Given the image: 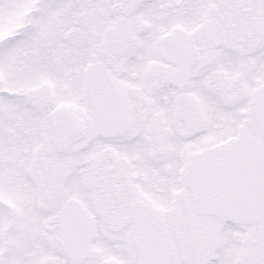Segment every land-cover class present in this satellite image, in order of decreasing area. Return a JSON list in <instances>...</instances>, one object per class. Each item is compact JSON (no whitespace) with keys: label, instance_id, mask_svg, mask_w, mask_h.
I'll list each match as a JSON object with an SVG mask.
<instances>
[{"label":"snow or ice","instance_id":"6c2138e0","mask_svg":"<svg viewBox=\"0 0 264 264\" xmlns=\"http://www.w3.org/2000/svg\"><path fill=\"white\" fill-rule=\"evenodd\" d=\"M0 264H264V0H0Z\"/></svg>","mask_w":264,"mask_h":264}]
</instances>
